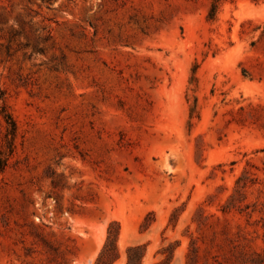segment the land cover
<instances>
[{"label": "rangeland", "instance_id": "rangeland-1", "mask_svg": "<svg viewBox=\"0 0 264 264\" xmlns=\"http://www.w3.org/2000/svg\"><path fill=\"white\" fill-rule=\"evenodd\" d=\"M211 3L0 0V264H264V0Z\"/></svg>", "mask_w": 264, "mask_h": 264}, {"label": "trees", "instance_id": "trees-1", "mask_svg": "<svg viewBox=\"0 0 264 264\" xmlns=\"http://www.w3.org/2000/svg\"><path fill=\"white\" fill-rule=\"evenodd\" d=\"M222 1L223 0H212L211 8H210V13H209V17L211 19L215 18L216 13H217V10H218V7H219V4ZM9 119L11 120L10 122L12 123V126L14 128V126H15L14 121L12 120L11 117H9ZM105 250L106 249H103V251L101 252V254L99 255V257L97 258L96 264H107V261H109V257L110 256L109 255L106 256V251ZM128 250L130 252L131 251V247ZM106 257H108V258H106ZM111 262H113V260H111V258H110V264H111ZM128 264H131V256H130V254H129V263Z\"/></svg>", "mask_w": 264, "mask_h": 264}]
</instances>
